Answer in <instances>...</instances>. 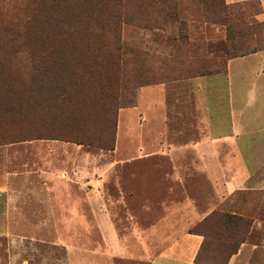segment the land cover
I'll return each mask as SVG.
<instances>
[{
	"label": "rangeland",
	"instance_id": "rangeland-1",
	"mask_svg": "<svg viewBox=\"0 0 264 264\" xmlns=\"http://www.w3.org/2000/svg\"><path fill=\"white\" fill-rule=\"evenodd\" d=\"M234 3L256 26L243 40L255 51L230 59L264 51L259 0H0V146L24 142L30 169L29 228L0 232V264H163L178 233L202 237L205 264H228L240 241L243 264H264V92L243 109L250 136L205 137L194 86L228 70L225 5ZM146 87L163 91L165 107L159 119L138 113L137 124L127 112ZM219 102L206 109L215 130L226 115ZM198 143L204 171L193 167ZM180 145L192 169L177 177ZM237 177L228 195L222 185ZM40 190L59 209L46 196L38 203ZM187 198L198 217L160 230L144 254L133 239L185 220ZM117 240L125 256L112 253Z\"/></svg>",
	"mask_w": 264,
	"mask_h": 264
},
{
	"label": "crops",
	"instance_id": "crops-1",
	"mask_svg": "<svg viewBox=\"0 0 264 264\" xmlns=\"http://www.w3.org/2000/svg\"><path fill=\"white\" fill-rule=\"evenodd\" d=\"M229 2H237L241 0H228ZM261 4L262 12L256 17L258 20H264V0H259ZM264 51L250 54L244 57H238L230 59L228 61V70L225 74L208 77H197L194 80V86L196 87L198 106L202 111V117L204 118V126H200L201 135L220 136L222 138H235L241 134L250 136L252 132V119L251 115L244 114L243 109L250 107V102L253 100L256 91L264 92ZM239 91V92H238ZM240 98V103L237 102V98ZM165 94L159 88L146 87L140 91V98L138 105L134 106L132 110L127 112V116L132 117L137 123L136 118L138 113L145 112L146 119L152 115H156L159 119V115L164 110L163 100ZM220 100H222L226 111V115L222 121L217 122L219 129L215 130V126L209 123L207 108H213V110L219 108ZM216 101V104H215ZM214 107H210L209 104ZM216 107V109H215ZM218 107V108H217ZM228 109V110H227ZM147 110V111H145ZM143 111V112H142ZM218 111V110H217ZM244 114V115H243ZM144 115V117H145ZM163 114L160 116L162 117ZM145 119V118H144ZM150 121V120H149ZM149 121L147 123H149ZM145 122V123H146ZM215 122V123H216ZM138 124V123H137ZM203 125V122H202ZM24 142H21L19 148L17 144L0 146V232L11 238L10 232L28 230L29 228V182H30V169L28 158V146H22ZM25 145V144H24ZM200 143L195 146L198 150L197 157L194 160L193 167L199 171H204L203 164L206 162L204 156V150L200 148ZM192 145L191 147H193ZM187 145H180L174 147L173 155L175 154L176 162H174L175 175L180 177L185 170H190L192 167L188 164V155L192 152L191 148ZM214 149V147H211ZM210 150V149H209ZM208 150V151H209ZM211 153V152H208ZM175 158V157H174ZM195 161L197 163H195ZM212 161V160H210ZM216 168H220L219 164L214 163ZM248 167H241V170H247ZM36 179L41 177L40 172H36ZM244 179L234 178L231 181L224 183L222 186L223 191L226 193H232V191L243 184ZM50 193L45 195L42 190L36 192V200L38 203L45 202V196L48 197V201L52 204L51 208L59 209L55 204L58 196ZM216 201H223L227 198L226 195L222 196L217 194ZM182 209L186 210L185 220L177 222L173 226H167V219L160 222L157 225H151L143 234H140L138 240L133 239V243H137L139 247H147V243L153 245L155 241H158L160 230H184L189 224L190 220L198 217L199 213L194 208L190 199H186L182 202ZM109 227V226H107ZM110 230V228H108ZM112 229V228H111ZM114 230V229H112ZM166 251L159 255V260L163 261V264H169L171 261L174 264H197L194 263V258L203 242L202 237L197 234H182L178 233L174 235L169 241ZM111 242L106 246V256L112 255L110 253L112 246ZM244 245L239 249L236 254H233L228 259V264H243L244 259L242 254L244 252ZM141 247V248H142ZM116 250L112 253L115 255H123L126 253L122 244V240H117ZM149 249V248H148ZM142 248V252H144ZM150 250V249H149ZM148 250V251H149ZM147 251V250H145ZM144 254H147L144 252ZM81 255V254H80ZM94 255V254H91ZM12 257V256H11ZM89 259L86 261L88 262ZM12 258H10L11 264ZM79 264H86L81 258ZM96 264V263H90ZM159 264V261H158Z\"/></svg>",
	"mask_w": 264,
	"mask_h": 264
},
{
	"label": "trees",
	"instance_id": "trees-1",
	"mask_svg": "<svg viewBox=\"0 0 264 264\" xmlns=\"http://www.w3.org/2000/svg\"><path fill=\"white\" fill-rule=\"evenodd\" d=\"M226 39L230 41L229 48L227 49L228 57L226 59H230L232 57H237V56H242L250 52H254L255 49H248L247 51L243 50L247 48L244 45V37L247 35H252L253 30L256 28L255 25L247 24L246 23V17L244 16V11L245 7L244 6H238L237 4H226ZM260 9H256V13H260ZM249 18L251 16H248ZM260 25V24H259ZM224 64H221V66L214 70V71H209V72H204L201 73L200 75H205V74H213V73H220L223 72V69L225 68L223 66ZM224 67V68H223ZM225 72V71H224ZM136 106V105H135ZM110 149L109 147H106ZM242 241H240L233 251L230 252L229 256H231L233 253H235L236 249L239 247V244ZM204 245V243L201 244L195 258H194V263L197 264H205L203 259L201 258V248Z\"/></svg>",
	"mask_w": 264,
	"mask_h": 264
}]
</instances>
